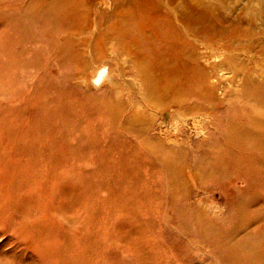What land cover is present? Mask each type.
Wrapping results in <instances>:
<instances>
[{"label":"bare ground","instance_id":"obj_1","mask_svg":"<svg viewBox=\"0 0 264 264\" xmlns=\"http://www.w3.org/2000/svg\"><path fill=\"white\" fill-rule=\"evenodd\" d=\"M0 9L13 15L8 39L39 47L32 51L35 57L47 53L55 71L51 82L58 89L56 106L64 105L63 96L96 100L89 91L106 82L116 88L114 97L100 98L109 107L111 119L105 125L115 144L145 157L164 181L161 200L168 201L163 206L191 244L174 248V257L194 251L197 262L185 264H203L207 256L212 259L209 264H264V197L257 203L244 202L238 192L244 186L235 182L239 179L246 185L252 176L251 171H237L239 149L264 159V71L256 74L251 65L254 48L249 45L252 19H260L264 30V0H0ZM254 37L261 39L255 52L264 54V32ZM117 60L122 64L114 65ZM14 69L8 70L7 80L0 77L2 89L12 85ZM114 71L119 81L113 78ZM219 89L224 90L222 96H217ZM20 92L31 96L30 91ZM224 98L238 106L218 108ZM137 103L154 112H160L158 106L170 108L171 113L160 112L167 115L163 116L166 125L190 114L198 136H206L204 123L210 111L228 119L213 133V143L206 147L212 155L198 159L194 175L206 190L214 177L223 181L230 214L240 217L234 229L208 215L211 200L203 199L207 204L202 209L200 201L194 203L184 193V173L193 176L191 166L184 164L185 151L176 149V141L150 134L151 116ZM216 158L228 161L217 166ZM204 167L211 180L205 178ZM160 171L168 172L169 178ZM117 218L106 216L107 221ZM13 223L12 233L6 235L7 227L2 226L0 236L12 244L10 257L20 263L32 251L24 247L15 232L19 225Z\"/></svg>","mask_w":264,"mask_h":264},{"label":"rangeland","instance_id":"obj_2","mask_svg":"<svg viewBox=\"0 0 264 264\" xmlns=\"http://www.w3.org/2000/svg\"><path fill=\"white\" fill-rule=\"evenodd\" d=\"M2 12L0 9L1 79L5 75L7 80L11 66L15 69L12 85L0 87V229L7 227L6 235H10L11 224L19 225L15 232L32 254L19 260L20 263L14 262L10 257L12 244L3 241L5 235L0 236V264L4 260L9 264L197 262L199 255L194 251L174 257V248L184 249L191 244L189 236L173 221V214L163 206L168 201L161 200L164 181L149 167L145 157L115 144L110 136V128L105 125L111 119L109 107L103 106L100 98L114 97L116 88L106 82L100 89L89 91L97 96L96 100L63 96L64 105L56 106L58 89L51 82L55 71L47 53L35 57L32 51L39 47L8 39L6 34L13 15ZM252 21L251 65L261 76L264 54L255 50L260 46L259 36L264 30L260 19ZM237 40L240 42L242 37ZM115 63L122 64L119 60ZM113 78L121 79L116 71ZM19 90L30 91L31 96ZM223 92V89L217 90V96ZM137 105L151 116L154 128L150 134L165 141H176L179 144L176 149L185 151L184 164L191 166L193 176L184 173V193L194 203L200 201L202 209L207 204L203 199L211 200L208 215L224 228L234 229L240 217L234 212L230 214V198L224 189L226 186L221 184L223 181L214 177L206 190L194 175L198 159L212 155L206 147L213 143V133L221 123H229L228 119L214 117L210 111L211 117L204 123L206 136L203 133L198 136L190 114L181 115L166 125L163 116L167 115L160 112L171 113L170 108L162 110L158 106L156 110L160 112H154L141 103ZM216 106L224 110L238 104L224 98ZM239 150L237 171H251L252 176L246 185L239 179L235 181L238 187L244 186L238 192L242 193L244 202L257 203L264 197V159ZM227 161L216 158V165ZM157 164L160 168V162ZM203 169L205 178L211 180L208 167ZM160 172L169 178L168 172ZM107 215L118 218L107 221ZM206 258L203 264L212 262L210 256Z\"/></svg>","mask_w":264,"mask_h":264}]
</instances>
